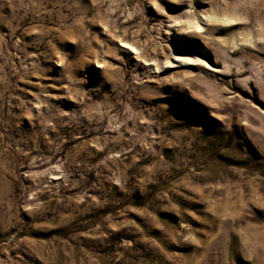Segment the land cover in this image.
Instances as JSON below:
<instances>
[{
  "label": "rangeland",
  "instance_id": "rangeland-1",
  "mask_svg": "<svg viewBox=\"0 0 264 264\" xmlns=\"http://www.w3.org/2000/svg\"><path fill=\"white\" fill-rule=\"evenodd\" d=\"M0 264H264V0H0Z\"/></svg>",
  "mask_w": 264,
  "mask_h": 264
}]
</instances>
